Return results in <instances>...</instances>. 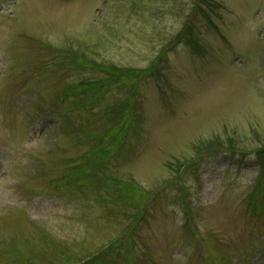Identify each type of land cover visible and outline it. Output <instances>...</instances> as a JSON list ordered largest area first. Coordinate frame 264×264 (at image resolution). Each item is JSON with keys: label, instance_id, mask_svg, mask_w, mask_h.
Returning <instances> with one entry per match:
<instances>
[{"label": "rangeland", "instance_id": "1", "mask_svg": "<svg viewBox=\"0 0 264 264\" xmlns=\"http://www.w3.org/2000/svg\"><path fill=\"white\" fill-rule=\"evenodd\" d=\"M208 1L0 0L1 260L264 264V206L250 196L264 146V0ZM185 24L193 38L169 44ZM161 52L159 79L128 78L85 106L89 88L62 96L107 75L73 54L141 68ZM129 95L139 125L95 174L150 191L140 208L91 182L94 172L72 174L96 155L85 154L91 136L114 126L105 111ZM212 138L222 145L196 149Z\"/></svg>", "mask_w": 264, "mask_h": 264}, {"label": "trees", "instance_id": "2", "mask_svg": "<svg viewBox=\"0 0 264 264\" xmlns=\"http://www.w3.org/2000/svg\"><path fill=\"white\" fill-rule=\"evenodd\" d=\"M209 3L208 0H205ZM201 12L208 17V14L205 12L204 8H201ZM210 20V19H209ZM211 21V20H210ZM214 25V24H213ZM190 27L188 24H185L182 31L177 35L174 39L169 40V44H175L177 42L178 36H183L188 38L190 41L193 38L190 34ZM172 47V46H171ZM167 49V47L165 48ZM74 63L75 66L81 67H95L99 70L105 71L107 75L99 77V78H92L86 81L74 82L65 87L63 95H71L73 93H78L80 91L87 90L89 88L91 93H86L85 97H80L79 104L81 105H88L94 103L99 95H103L102 91L104 88H108L112 84L116 83H124V81L128 78H132L133 80L137 81L141 77H143L146 73L154 74L156 78H160L161 75V62L166 61V52H161L158 56L153 60L150 67H118L116 64L111 63H102L96 60H92L85 55L76 54L74 55ZM136 88V85H135ZM134 88V89H135ZM135 93V92H133ZM92 96H89V95ZM135 107L133 103V95H129L128 97L121 99L120 102L115 106L113 110H106V114L113 117L115 119L114 126L101 134H94L91 137H97L98 143L94 148H91L85 154H89L90 152L96 153V155H92L88 158L87 162H81L75 166V168L80 169L77 172H72L79 176V174H86L92 176L94 172H97L98 162H101L103 159L107 160L111 155H122L127 149L128 146V136L131 131V127H136L139 125L135 119ZM215 145V147H212ZM222 145V141L219 138H212L209 140H202L197 145L196 149L201 151L205 148H216L217 146ZM95 150V151H94ZM257 161L260 164V176L258 178L257 187L250 193L251 196V205L257 210L256 205L264 206L259 201L260 191L264 185V146L257 149ZM80 172V173H79ZM89 178V177H88ZM91 178V177H90ZM91 182L96 184H100L103 189H107L110 191L112 195L116 198H119L120 204L122 206H133L140 208L142 205L145 204L147 199L150 197V191H147L145 188L138 185L136 181L121 179L112 175L104 174L101 176H96L93 179H90ZM89 181V179H88ZM103 201H108L107 197H100ZM185 207L189 210V203L185 201ZM139 216H143V213L140 212L135 218H139ZM134 225V221L129 225L130 227ZM129 227V229H130ZM120 239V238H118ZM119 242H113L108 246L111 248H115V244ZM106 248V249H111ZM108 252V251H107ZM112 253V252H111ZM20 257L21 264H34L29 262V259H25L22 255L18 254ZM101 253H96L92 255L90 258L83 259L81 261H73L71 257L67 254H63L65 257V261L62 264H105L103 260L100 259ZM0 264H7L4 260L0 259Z\"/></svg>", "mask_w": 264, "mask_h": 264}]
</instances>
